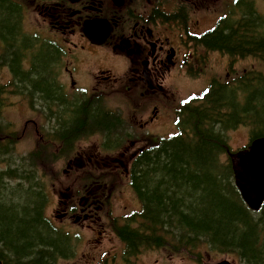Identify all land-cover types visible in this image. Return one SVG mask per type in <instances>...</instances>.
I'll return each instance as SVG.
<instances>
[{
	"label": "trees",
	"instance_id": "16d2710c",
	"mask_svg": "<svg viewBox=\"0 0 264 264\" xmlns=\"http://www.w3.org/2000/svg\"><path fill=\"white\" fill-rule=\"evenodd\" d=\"M232 2L234 8L229 15L220 16L214 27L201 35L205 44L210 51L225 54L233 62L252 56L264 64V16L258 12L256 0ZM197 7L201 9L202 4ZM241 11L244 16L243 12L242 16L236 14ZM20 19L19 5L0 1V40L13 48L23 42L18 30ZM16 57L13 54L9 63L17 77ZM20 74L25 75L21 70ZM3 86L0 83V88ZM77 103L70 105L72 112L63 114L71 115L74 122L70 123L69 118L60 122L62 142H72L65 152L71 150L74 136L105 120L88 109L91 105ZM176 108L181 117L179 135L162 141L157 148L144 150L133 163L131 186L142 207L115 228L116 234L133 256L140 248H167L170 244L175 252L186 251L191 256L195 247L206 243L221 252L238 255L246 264H264V205L258 213L246 207L234 184L230 160H222L230 151L227 133L237 122L253 127L252 140L264 137V75L251 73L234 85L211 82ZM107 148L115 150L111 143ZM101 151L107 153L104 147ZM13 178L22 176L0 170V180ZM29 185L28 193L33 198L38 188L34 181ZM39 193L42 206L38 214L33 206H20L22 214L18 215L13 207L8 208L9 200L0 198V244L14 255L15 263L24 259L27 262L22 264H55L57 254L72 250L69 236L54 233L43 218L46 200L41 190ZM167 228L172 231L169 235ZM165 235L174 243L167 242Z\"/></svg>",
	"mask_w": 264,
	"mask_h": 264
},
{
	"label": "flooded vegetation",
	"instance_id": "af4514ba",
	"mask_svg": "<svg viewBox=\"0 0 264 264\" xmlns=\"http://www.w3.org/2000/svg\"><path fill=\"white\" fill-rule=\"evenodd\" d=\"M5 1L11 4L13 1H20L21 15L26 8L29 16L39 17L43 36L51 38L48 42L47 57L41 55L33 63L32 56L25 59L29 51H24L22 47L26 43L18 44L21 48L17 49L14 55L17 56L19 74L14 77L15 80L18 78L16 81L24 82L20 86L28 87L31 90L30 95L36 101L57 110L60 114L56 118L60 131L61 120L72 117L63 115L67 114V111L72 112L71 107L67 111L65 108L70 92H85L86 89L89 93L98 92L97 98L121 94L131 105L132 123H125V112L118 107L92 105L88 108L100 114L105 120L102 124H94L89 131L81 132L71 140L77 141L75 145L73 142L76 147L81 142L96 138L94 142L97 146L93 149L80 146L82 151L69 161L68 169L64 171L66 177L77 173L84 177L81 183L82 203L80 206L78 203L71 206L66 196L58 198V206L65 212L67 219L75 218L80 223L84 216L86 222H91L89 227L98 231L100 238L106 237L108 235L106 229L113 232L115 227L122 225L120 224L122 217L129 212H124L123 216L110 227L101 229L99 218L95 216L101 209L99 203L105 205L109 202V197L112 196L113 199L119 186L122 190L125 187L130 190L132 163L139 152L161 141L172 139L173 134L163 132L161 127L167 123L169 113L164 106L166 94L161 95L159 92L164 91L167 85L174 86L175 81L184 80L190 77V73H195L197 69L201 71L203 66H207L204 52L207 56L213 53L227 59L228 72L225 81L228 84L234 85L239 79L251 73L247 72L239 79L235 77L228 80V76L236 69L233 60L225 54L209 50L204 38L200 36L203 32H199L205 18L209 17V12L192 10L191 14L186 5L193 0ZM168 2L174 4H167ZM242 12H237L238 16H242ZM91 21L99 22L95 29L98 35H102L109 28V37L103 45L91 43L86 36L84 24ZM23 38L28 39L24 36ZM245 58L247 57L237 58L236 61ZM193 60L196 62L192 64ZM28 62L30 65L26 66ZM110 63L119 65V68L108 67ZM20 68L28 77L20 74ZM211 82L220 84L222 81L219 77L211 75L206 83L209 85ZM39 93L41 97H37ZM80 95L86 96L84 93ZM44 97L49 101H45ZM63 99L66 102L63 103ZM92 99L94 98L85 101L97 102ZM110 113H114L115 116L112 117ZM173 113L176 117L174 109ZM77 117L78 113L75 120ZM72 122L74 120L70 119V123ZM113 127L115 130L111 131ZM241 127L247 126L243 122H237L233 129ZM92 134L95 136L80 140L83 136ZM62 136L63 134L59 135L61 141ZM109 143L115 144V150L105 148L107 153L103 154L101 147ZM126 144H130V149L137 146L130 154L129 163H125V154H122L126 150ZM91 150L96 151L89 153ZM110 167L112 171L109 173L113 176L105 186L98 176L102 168ZM67 190L69 191L70 187H67ZM57 217L62 218L61 215ZM96 242L101 243L98 240ZM123 243L122 250L116 246V249L104 253L107 261H111L112 264H132L133 251L128 250L127 244ZM138 252L135 253V257ZM95 261L96 259L92 261V258H89L86 263L96 264ZM2 263L10 264L4 261ZM82 263L84 264L83 261L78 264Z\"/></svg>",
	"mask_w": 264,
	"mask_h": 264
},
{
	"label": "rangeland",
	"instance_id": "374dc122",
	"mask_svg": "<svg viewBox=\"0 0 264 264\" xmlns=\"http://www.w3.org/2000/svg\"><path fill=\"white\" fill-rule=\"evenodd\" d=\"M0 1L2 2L3 0ZM196 1L197 0H195V2ZM167 4L173 5L174 2H168ZM191 7L192 10L196 9V6ZM256 7L258 12L264 16V0H256ZM233 8L232 0H217L214 5L211 3H204L201 10L209 12V17L205 18V23L202 25V28L200 27L199 32L209 29L215 24L219 16L225 14L229 15V12H231ZM38 27H41V25L39 21H37V18H32L26 12L25 16L20 19L19 24V28L22 29L21 38L24 43H32L31 38H34L38 34ZM23 36L28 37L29 40L25 41ZM37 36L41 42L44 41L40 35ZM34 47L41 48L42 44H36L34 42V45L28 49H26V45L22 47L23 50L31 49L30 53L26 54L25 59L38 52V48ZM19 48H21V46L13 48L10 45L0 44V83L5 85L3 86L4 88H0V170L14 171L22 176L21 179L13 178L11 180H0V198L9 200L10 203L7 204L8 208L13 207L18 215L22 214L20 206H33V210L38 214L41 212L39 209H41L42 206L39 190L34 189V193H37V195L32 198L28 193L30 188H27V184L32 183V181H37V184L41 186L48 195V198L45 197L47 202L44 209L45 216L53 220L57 226L72 233L75 238L74 241H72V250L65 251V255L57 254L55 257V264H78L82 261L84 264H88L86 261L89 258H92V261L96 259V264H112L111 261H107L104 253L116 249V246L119 250H122L124 248V243L121 242L112 231L106 228L119 220L124 212H130L134 209L140 210V205H138L132 191L128 190L127 187L122 190V187L119 186L113 199H111L112 196L109 197V202L105 205L99 203L101 209L98 210L99 212L95 215L99 218V223L101 224L99 228L102 229L105 227L107 230L108 235L106 237L100 238L98 231L89 227L91 222H86L84 216L80 223L73 218L68 221L69 224L66 221L64 225H60L59 220L56 218V213L54 212L55 209H59L57 204L58 198L64 194L71 203H75L78 200L79 206L82 203V201H80L81 192L76 195V189H82L81 177L75 176L79 175V173L70 177H65L64 171L67 168V164L82 151L80 146L88 149L95 148L97 143L94 141L97 139H88L74 147L76 141L74 145H72L73 149L71 147L70 151L65 152L70 149L69 144H72V142L69 141L67 144L59 139V135H61L62 132L59 126H57L56 117L59 115L57 110L50 109L44 103L36 101L30 95L31 90L26 86L21 87L18 81H16L18 78L15 80V77H13L11 73L9 61L14 52ZM198 52L202 53L201 50H198ZM204 55L207 57L208 67L203 66L201 71L197 69L195 73L189 74L190 77H186L184 80L178 82L175 81L174 86L167 85L164 91L159 92L161 95L166 94L164 106L169 113L167 123L161 126L163 127V132H173L176 128L173 116L174 106L178 105V103L188 95L200 92L204 87L208 86V83H206L207 78L210 79L211 75H215L219 77L223 83L226 82L225 77L228 72L227 59L213 53L207 56L206 52H204ZM38 57L39 56H35L36 59ZM195 62L196 61L193 60L192 64ZM28 65L29 62L26 63V66ZM233 65L236 69L232 72V75L228 76V80H233L235 77L239 79L243 75H246L247 72L256 74L261 73L264 75V64L257 58L247 57L243 60H235ZM108 67L118 69L119 65L110 63ZM80 93H84L86 96H82ZM97 95L98 92L89 93L86 92V89L85 92H70L67 97L68 104L65 105L66 111L69 110L70 105L74 102L91 106L97 105L99 107H118L125 112V123L133 122L131 105L124 100L121 94H112L108 98L103 96L97 98ZM41 96L40 93L37 95V97ZM93 96L95 98L92 99V101L96 100L97 102H86L84 100L90 99ZM143 107H145V105H143ZM61 121L64 122L66 120L63 118ZM114 130L115 127H113L111 131ZM253 130V127L249 125L247 127H241L236 131L229 132L228 138L232 150L236 152L239 149H243L244 146H247L246 144ZM92 136H95V134L83 136L80 140ZM104 148L108 149L107 145L104 146ZM134 148L130 149V144L125 145L126 150L122 153L125 154V163H129L128 159ZM95 151L96 150H91L89 153H94ZM227 159V156H222L223 162L226 163ZM25 177H30L31 181H28ZM3 182L11 190L12 194L3 187ZM70 182L74 185L71 186ZM15 184H17L18 187H15ZM67 187H70L69 191ZM35 199H38V201H35ZM75 221L77 224H72V222L74 223ZM171 233V229L167 228V235ZM96 240L101 241V243H97ZM166 240L169 243H174L167 236ZM9 251L10 250L4 249L0 244V256L6 257L10 264H22L21 262H27V260L21 259L15 263L14 255ZM137 254V257H132V264H216L223 260H227L231 264H245L240 262L236 255H232L228 252H221L206 243H200L195 247L192 250L191 256L186 251L175 252L171 244L167 248H141Z\"/></svg>",
	"mask_w": 264,
	"mask_h": 264
},
{
	"label": "water",
	"instance_id": "95a60500",
	"mask_svg": "<svg viewBox=\"0 0 264 264\" xmlns=\"http://www.w3.org/2000/svg\"><path fill=\"white\" fill-rule=\"evenodd\" d=\"M96 26L92 25L89 32L94 44H102L108 33L96 35ZM231 165L235 176V184L245 203L252 211H259L264 202V137L254 140L245 151L230 153ZM217 264H231L227 260Z\"/></svg>",
	"mask_w": 264,
	"mask_h": 264
},
{
	"label": "bare ground",
	"instance_id": "6f19581e",
	"mask_svg": "<svg viewBox=\"0 0 264 264\" xmlns=\"http://www.w3.org/2000/svg\"><path fill=\"white\" fill-rule=\"evenodd\" d=\"M20 85L21 84H23V82H18ZM175 110V113H176V117H175V115H174V113H173V116H174V118L176 119V120H180V116H179V112H180V110L178 109V108H175L174 109ZM110 115L112 116V117H114L115 116V114L114 113H110ZM183 118V117H182ZM238 130V129H237ZM179 131H180V129H179V123L176 125V128L173 130V132H170L169 134H173L171 137H172V139L174 138V137H176V136H178L179 135ZM232 131H236V130H230L229 132H232ZM228 132V133H229ZM227 133V134H228ZM249 140L250 141H254V140H252V132H251V134H250V137H249ZM256 140V139H255ZM111 144H113V143H111ZM114 145V147H115V144H113ZM141 154H143V152H139V154H138V156L137 157H139ZM228 155H230V151L227 153V155L226 156H228ZM136 157V158H137ZM135 158V159H136ZM135 159L133 160V163H134V161H135ZM133 163H132V171H133ZM131 178H132V175H131ZM131 178H130V186H131ZM124 184H126V181L124 182ZM130 191H132L133 193H134V195H135V198H136V200H137V202H138V205H140V208L139 209H141V207H142V202L140 201V199H139V197L137 196V193H135L134 192V190H133V188H132V186L130 187ZM140 210H136V209H134V210H132V211H130L128 214H126V215H124L122 218L124 219H121L122 221L120 222V224H122V225H124L125 224V222H127V220H129L130 218H132V216H130V215H132L133 213H136V212H139ZM125 221V222H124ZM121 226V225H120ZM113 227V226H112ZM111 227V228H112ZM118 227V226H117ZM116 228V227H115ZM115 228H114V230H113V233L117 236V238L118 239H120L119 238V236L116 234V232H115ZM121 240V239H120ZM72 241H74V239H72ZM232 255H234V254H232ZM238 258H239V256L238 255H236ZM239 260H240V262H243L240 258H239ZM243 263H245V262H243ZM246 264V263H245Z\"/></svg>",
	"mask_w": 264,
	"mask_h": 264
}]
</instances>
